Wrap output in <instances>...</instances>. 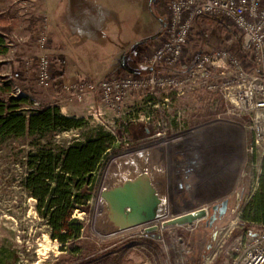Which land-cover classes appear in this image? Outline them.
<instances>
[{
	"label": "built area",
	"instance_id": "1",
	"mask_svg": "<svg viewBox=\"0 0 264 264\" xmlns=\"http://www.w3.org/2000/svg\"><path fill=\"white\" fill-rule=\"evenodd\" d=\"M164 11L161 31L140 51V58L147 67L146 73H109L98 80L81 76L61 78L60 84L69 96L82 101L88 94L95 93L109 110L120 107L124 102H131L130 108L126 109L130 111L134 100L131 95L135 92L141 93L142 98L149 97L133 120L146 123L153 132L145 140L134 141L126 134L118 139L115 131L120 127L119 121L118 126L110 132L116 136V144H123L122 148L115 154L107 155L98 175L101 172L105 175L116 161L129 155L180 139L186 131L187 115L182 105V95L194 89L216 93V102L221 103L227 112L246 116L244 127L254 134L253 144L248 150H261L260 153L264 154V0H165ZM199 16L218 17L234 29L241 37V49L249 54L258 68L250 69L249 63L240 54L226 46L204 50L186 63L192 25ZM27 42V36L9 33L6 38L8 52L3 59L12 60L17 51L16 46L29 45ZM31 45L37 50L35 61L27 56L22 57L21 69L1 74L4 81L10 82L11 93L15 96L27 94L18 81L23 68L31 64L35 65L36 84L48 87L56 81L58 66L49 55L50 40L44 15L40 17ZM30 99L31 108L41 105L34 97L30 96ZM87 115L103 121L107 113L100 105L93 104ZM103 184L97 179V187L90 199L95 201L96 208L99 207ZM166 216L145 222V228L155 225ZM194 224L180 226L189 228ZM233 244V256L225 264H264V232L240 236ZM221 245L205 256L204 264L213 262ZM190 250L187 240L177 235L174 246L176 264H187L186 256Z\"/></svg>",
	"mask_w": 264,
	"mask_h": 264
},
{
	"label": "crops",
	"instance_id": "2",
	"mask_svg": "<svg viewBox=\"0 0 264 264\" xmlns=\"http://www.w3.org/2000/svg\"><path fill=\"white\" fill-rule=\"evenodd\" d=\"M32 10L47 18L49 55L54 59L63 56L65 64L63 75L48 87L35 83V65L31 64L24 70L25 80L30 82L29 86L25 84L26 91L40 104L45 100L42 105L58 104L62 114L76 117L87 115L93 104L100 105L107 115L113 114L114 110H109L95 93L88 94L82 101L72 98L60 84L61 78L81 76L98 80L109 73H146L147 67L140 58V51L157 37L164 22L161 8L154 12L150 0H138L131 19L124 16L123 4H115L114 0H34ZM140 11L142 18L130 32ZM79 40L85 44H80ZM89 56L92 58L86 61ZM56 63L59 66L58 60ZM215 96L213 102L216 104L217 94ZM218 104V112L187 111L186 131L180 139L155 149H146L159 156L156 162L163 170L164 196L160 211L163 214H181L199 207L214 210L213 204L232 196L240 199L238 216L242 218L245 214V220L255 226H263V220L250 219L249 214H253L254 208L249 214L247 212L253 196L264 194V154L248 150L253 144L254 134L244 127L247 117L231 114L221 103ZM131 124L137 125L136 122ZM146 125L139 122L138 132L133 129L129 135L141 134ZM145 136L143 140L147 138ZM254 165L258 169L254 174H248L251 172L249 167ZM154 243L165 264H172L171 260L176 264L164 243L163 246ZM190 255L186 257L187 264H197L196 258Z\"/></svg>",
	"mask_w": 264,
	"mask_h": 264
},
{
	"label": "rangeland",
	"instance_id": "3",
	"mask_svg": "<svg viewBox=\"0 0 264 264\" xmlns=\"http://www.w3.org/2000/svg\"><path fill=\"white\" fill-rule=\"evenodd\" d=\"M137 1L114 0V3L123 4V14L130 18L134 14L133 7ZM150 1L156 10L161 8L164 17L163 6L165 0ZM33 2L34 0H6L0 4V16L16 18L14 25L0 26V32L5 34L6 38L9 33L17 32L27 36V43H29V46L31 45V39L37 33L41 17V14L33 12ZM204 17L193 22L186 63L191 62L204 50L216 46H226L240 54L249 63L250 69L258 68L250 59L249 54L241 49L237 38L239 34L234 29L229 26L227 29L219 27L218 20L220 18L218 17ZM139 18L137 23H132L130 32L138 26L142 18L141 11ZM156 20L158 21L157 16ZM78 42L82 45L85 44V42L82 43L80 40ZM16 48L17 51L12 60L3 59V56H0V82L3 72L21 69L22 57L27 56L35 61L34 57L37 55V50L32 45L28 47V45L18 44ZM94 55L92 56L95 57ZM92 56L86 57L85 60L87 61ZM25 69L23 68L22 77L18 82L27 93L25 84L29 86L30 82L25 80ZM206 92L208 91L203 89H194L186 92L182 95V105L187 111H198L201 109V111L207 113L218 112L219 104L216 103V105L213 102L216 98V93ZM131 96H134V100L130 111H126V109L130 108L129 104L131 102L129 104L124 102L120 107L114 109L113 114L104 115L106 120L103 121L91 115H80L78 118H83V124L80 127H73L50 134L44 140L49 139L53 143L66 147L95 133L99 128L110 132V130L118 126L119 121L136 122L138 125L139 121H134L133 118L137 117V113L144 108L149 97L142 98L139 92H135ZM44 103L42 102L41 105ZM115 132L118 139H120L122 136L119 135L117 130ZM152 132V127L146 125V128L141 130V134L129 137L137 141L142 139V137L145 138V135H151ZM116 143L117 139L114 140L113 144L115 145ZM114 148L110 150V154L116 153ZM29 150H31V146L29 145V139L26 137L0 140V264H165L160 250H156L157 248L153 246L155 244L154 241L161 245L164 243L169 254L171 251V255L175 259L174 246L177 235H181L190 245L191 250L187 256L191 254L190 256L196 258L197 264H204L205 256L212 250L219 248L231 234L235 222L241 218L237 215L240 199L237 200L231 198L232 196H227L229 204L224 214L218 215V210H210L211 213L216 214V218L211 223L208 222V218H204L189 228H183L180 225L163 226L161 221L171 216V213H168L163 214L167 216L160 219L156 223L157 227L148 232L144 230L145 225L143 223L117 232L107 233L102 228L97 227L99 207L96 208L94 200H89L83 211L73 210L72 212V217L83 220L85 226L80 236L79 252H70L66 249L67 245H63L59 240L51 237L50 226L35 209L36 200L28 195L22 184V178L27 172L25 162ZM260 151L258 150V152ZM157 157H159L157 154L151 156L153 162L158 160ZM249 169L251 172L248 174H254L258 166L254 165L249 167ZM112 172L113 167H110L105 175H103V172L99 173L97 179L106 184ZM252 225L255 226V224ZM68 229L69 231L71 230V228ZM233 243H227V248H230L231 251H233ZM226 260L227 258H224L219 264H225ZM171 263L175 264L172 260Z\"/></svg>",
	"mask_w": 264,
	"mask_h": 264
},
{
	"label": "trees",
	"instance_id": "4",
	"mask_svg": "<svg viewBox=\"0 0 264 264\" xmlns=\"http://www.w3.org/2000/svg\"><path fill=\"white\" fill-rule=\"evenodd\" d=\"M6 0H0V4ZM152 9L156 12L155 8ZM205 18L199 16L196 20ZM34 20V18H32ZM15 17L0 16V26L14 25ZM218 26H228L218 20ZM241 46V37L237 36ZM8 52L6 35L0 32V56ZM59 66L55 77L63 75L64 57H55ZM184 63L182 64V66ZM11 84L3 79L0 82V140L5 138L26 137L31 150L27 152L25 162L27 172L22 184L28 195L36 200L35 209L42 215L51 228V237L59 240L70 252H79L80 236L85 226L83 220L72 217L73 210H81L88 205L97 187V175L110 150H119L120 144H113L116 136L101 128L82 140L66 147L44 140L50 134L73 127H80L83 118L62 114L58 104L41 105L31 108L28 94L13 95ZM131 122L120 121L119 135H129L131 130L138 132V126ZM117 135V134H116ZM118 137V136H117ZM122 138V137H121ZM254 208L253 214L250 212ZM250 213V214H249ZM247 214L251 220L264 221V194L256 193ZM243 214L233 227L231 234L222 243L213 264H219L224 258H232L233 251L227 243L235 242L240 236L264 232L263 226H253ZM68 228H71L69 231ZM230 246V245H229Z\"/></svg>",
	"mask_w": 264,
	"mask_h": 264
},
{
	"label": "water",
	"instance_id": "5",
	"mask_svg": "<svg viewBox=\"0 0 264 264\" xmlns=\"http://www.w3.org/2000/svg\"><path fill=\"white\" fill-rule=\"evenodd\" d=\"M152 155L151 151L145 150L123 158L125 161L116 168L120 160L112 165L113 172L100 194L98 228L113 233L164 216L160 211L164 196L163 170L153 162ZM227 207L226 198L212 205V209L218 210V215L224 214ZM203 218H208L211 223L216 214L211 213L208 207L194 208L181 214H171L162 220V225L194 224ZM155 227L156 224L145 229L149 231Z\"/></svg>",
	"mask_w": 264,
	"mask_h": 264
},
{
	"label": "bare ground",
	"instance_id": "6",
	"mask_svg": "<svg viewBox=\"0 0 264 264\" xmlns=\"http://www.w3.org/2000/svg\"><path fill=\"white\" fill-rule=\"evenodd\" d=\"M155 152V151H154ZM125 161V159H120V161L118 162V163H116V165H115V168L117 167V166H119L121 163H123Z\"/></svg>",
	"mask_w": 264,
	"mask_h": 264
}]
</instances>
